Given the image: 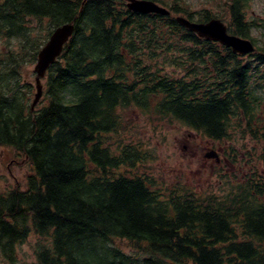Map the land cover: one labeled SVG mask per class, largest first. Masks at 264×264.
Returning <instances> with one entry per match:
<instances>
[{
	"label": "trees",
	"instance_id": "obj_1",
	"mask_svg": "<svg viewBox=\"0 0 264 264\" xmlns=\"http://www.w3.org/2000/svg\"><path fill=\"white\" fill-rule=\"evenodd\" d=\"M150 1L171 14L134 13L126 0H0V147L33 169L26 189L0 193L3 264H26L18 245L32 234L44 239L35 264H264L263 176L222 194L167 188L140 173L152 157L142 144L111 143L137 110L214 144L237 130L264 154V25L247 19L250 0H227L229 33L256 48L241 56L173 16L218 15ZM65 24L74 34L32 111L24 68ZM118 240L147 254L125 253Z\"/></svg>",
	"mask_w": 264,
	"mask_h": 264
},
{
	"label": "rangeland",
	"instance_id": "obj_2",
	"mask_svg": "<svg viewBox=\"0 0 264 264\" xmlns=\"http://www.w3.org/2000/svg\"><path fill=\"white\" fill-rule=\"evenodd\" d=\"M165 1L171 6L174 0ZM177 1L187 4L192 11H211L228 26L230 15L226 4L229 0ZM161 6L169 10V7ZM246 13L249 21H256L260 26L264 25V0H250ZM173 16L178 17V15ZM253 34L258 38L262 36L260 30H255ZM35 66L36 63L24 68L25 75L33 79L34 86ZM128 113L130 114L124 117L121 134L113 138L111 143L132 141L135 144H142L152 157L140 169V173L153 174L154 177L165 182L167 188L183 187L200 194L212 192L222 194L223 191H229L230 184L245 183L252 173L256 172L264 177L262 145L237 130L231 131L230 141L214 144L192 131L185 134L189 129L175 120L158 121L157 115L137 110ZM211 150L217 153L219 162L216 159L205 158ZM32 174L33 169L29 162L19 156L14 149L0 147V193L3 194L17 187L21 190L26 189L28 178ZM39 240L44 239L32 234L27 241L18 245L20 261L35 264V250ZM114 244L131 255L147 254L145 245L135 246L127 240H118ZM0 263L3 264L1 252Z\"/></svg>",
	"mask_w": 264,
	"mask_h": 264
},
{
	"label": "water",
	"instance_id": "obj_3",
	"mask_svg": "<svg viewBox=\"0 0 264 264\" xmlns=\"http://www.w3.org/2000/svg\"><path fill=\"white\" fill-rule=\"evenodd\" d=\"M126 2L127 8L134 13L170 15V12L166 8L150 0H126ZM176 21L182 27L195 33L198 37L230 48L234 54L246 56L254 53L256 50L251 40L230 34L228 27L220 19H212L206 23H196L180 16L176 18ZM74 31L75 26L72 24H65L58 27L53 32L47 44L39 52L37 64L34 69L37 94L32 103V110H34L43 95L42 81L46 77L49 68L62 54L65 45L73 36ZM205 158L216 159L219 162L217 153L213 150L208 152Z\"/></svg>",
	"mask_w": 264,
	"mask_h": 264
}]
</instances>
